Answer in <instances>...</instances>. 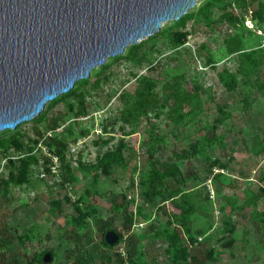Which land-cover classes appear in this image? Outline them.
Wrapping results in <instances>:
<instances>
[{
	"label": "rangeland",
	"instance_id": "1",
	"mask_svg": "<svg viewBox=\"0 0 264 264\" xmlns=\"http://www.w3.org/2000/svg\"><path fill=\"white\" fill-rule=\"evenodd\" d=\"M182 17L0 131V264H264V0Z\"/></svg>",
	"mask_w": 264,
	"mask_h": 264
},
{
	"label": "water",
	"instance_id": "2",
	"mask_svg": "<svg viewBox=\"0 0 264 264\" xmlns=\"http://www.w3.org/2000/svg\"><path fill=\"white\" fill-rule=\"evenodd\" d=\"M198 0H0V131L16 129L108 57ZM108 244L118 234H105ZM51 253L43 256L48 263Z\"/></svg>",
	"mask_w": 264,
	"mask_h": 264
},
{
	"label": "trees",
	"instance_id": "3",
	"mask_svg": "<svg viewBox=\"0 0 264 264\" xmlns=\"http://www.w3.org/2000/svg\"><path fill=\"white\" fill-rule=\"evenodd\" d=\"M183 19H181V20H183ZM234 86H235V82L234 81H232L230 84H228V87H230V88H233ZM148 104H149L148 99L145 96H142L141 99H140V101L136 103V107H137V109L141 110V109L147 108L148 107ZM110 160H113V159H110ZM14 181L15 182H19L20 180L19 179H14ZM43 256H42V259H41V264H45L44 261H43Z\"/></svg>",
	"mask_w": 264,
	"mask_h": 264
}]
</instances>
